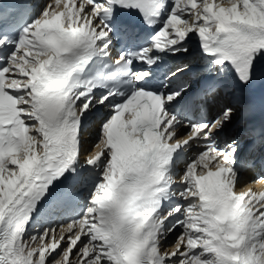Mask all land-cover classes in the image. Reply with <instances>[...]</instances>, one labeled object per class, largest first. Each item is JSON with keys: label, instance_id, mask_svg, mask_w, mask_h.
Listing matches in <instances>:
<instances>
[{"label": "snow or ice", "instance_id": "snow-or-ice-1", "mask_svg": "<svg viewBox=\"0 0 264 264\" xmlns=\"http://www.w3.org/2000/svg\"><path fill=\"white\" fill-rule=\"evenodd\" d=\"M193 36L224 87L264 88V0H0V264H264V190H238L242 142H218L247 110L192 121L185 69L157 75Z\"/></svg>", "mask_w": 264, "mask_h": 264}, {"label": "bare ground", "instance_id": "bare-ground-1", "mask_svg": "<svg viewBox=\"0 0 264 264\" xmlns=\"http://www.w3.org/2000/svg\"><path fill=\"white\" fill-rule=\"evenodd\" d=\"M208 106L210 107V109L217 107L216 105H214L212 103H208ZM107 111H108L107 109L98 110L93 114V116H91L89 118V129H90V131H89V134L86 137L85 141L83 142L82 152L85 153L86 150H89V151L87 154L82 155V157H81L82 161L86 155H90V154L94 153L95 149L93 148V145L95 144L96 139H97L98 124H99L100 120L104 118ZM101 114H103V115H101ZM181 133H182V131H181V129H179L178 134H181ZM189 154H192V153L189 152ZM250 174H253L252 168H246V169H244V171L241 172L240 183L241 184L247 183V182L248 183L243 188L238 189V190L246 191L248 188H251L253 191L259 192L261 184L260 183H252L253 181L250 182L249 178L252 177ZM85 194H86V192H85ZM81 201H83V199ZM180 231H181L180 228H176L172 233H170V235L168 237H166L165 241L163 242L164 245L167 246L165 248L166 250H170V245H172L171 244L172 240L176 239V237L180 233ZM29 234H31V233H29Z\"/></svg>", "mask_w": 264, "mask_h": 264}]
</instances>
